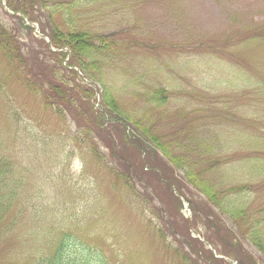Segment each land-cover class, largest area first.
<instances>
[{"label":"rangeland","instance_id":"obj_1","mask_svg":"<svg viewBox=\"0 0 264 264\" xmlns=\"http://www.w3.org/2000/svg\"><path fill=\"white\" fill-rule=\"evenodd\" d=\"M76 1L81 6L87 0ZM87 4V13L75 12L76 25L118 45L102 79L130 120V131L158 137L173 159L184 161L185 170L179 171L161 153L152 157L154 166L172 168L182 196L169 186L177 199L170 198L166 183L144 169L146 155L125 142L121 127L107 125L103 135L72 115L60 120L0 57V84L9 98L0 94V157L15 165L16 177L24 182L22 193L34 209L29 224L0 242V264H35L53 248L32 244L48 229H54L52 243L66 229L110 264H208L212 256L215 264H250L230 258L223 247L237 237L235 254L243 249L254 264H264V255L219 209L211 208L220 222L208 224L203 217L207 198L192 184L210 181L230 200L244 202L252 219L239 221L238 228L256 227L264 239V0ZM0 21L18 33L15 42L30 65L51 62L39 26L25 29L4 0ZM80 77L83 87L96 91L90 99L94 107L104 85ZM108 132L121 160L107 148ZM195 211L199 217L193 221ZM189 235L200 238L194 245L200 258L183 243Z\"/></svg>","mask_w":264,"mask_h":264},{"label":"trees","instance_id":"obj_2","mask_svg":"<svg viewBox=\"0 0 264 264\" xmlns=\"http://www.w3.org/2000/svg\"><path fill=\"white\" fill-rule=\"evenodd\" d=\"M87 1L79 6V1L76 0H6V7L14 13V16L22 22V25H24V19H27L30 23H36L39 26L40 34L50 40V45L45 41L43 42L46 45L48 58L51 62L43 59L38 66L36 63L30 65L23 48L15 42V35L18 33L5 27L1 21L0 57L9 65L12 76L15 73L18 82L30 94L40 98L44 107L60 120L66 121L72 115L77 118L78 123L81 121L88 128H92L94 132L103 135H105V126L107 125L109 127H121L127 138L125 142H129V144L139 149L140 152H137L140 155L142 153L146 155H143L144 169L147 166L149 168L148 172L159 182H165L168 190L169 186L174 187L182 196V190L176 184L175 176L171 172L172 168L166 166L163 162L167 169L154 166L152 157L161 153L163 158L172 159L171 163L179 171L185 170L184 161L173 159L168 150L170 147H166L164 143L162 144L158 137L145 138L146 131H142L143 133L138 132L139 135L136 132L129 133L125 122H130V120L119 111L120 109L112 99L110 91L102 79V70L113 63L118 45L110 37L99 35L89 27L88 29L83 25H76L74 14L76 11L87 13L89 11ZM24 28L32 30L25 26ZM52 48L55 52L52 51ZM76 69L79 70L85 80L97 85L101 83L104 85V89L101 91L100 108H96V104L94 105L97 111L94 110L93 103H90V99H94L96 91L93 87H83L84 80L81 79ZM0 94L8 101L7 93L1 84ZM8 103L10 104V102ZM89 107L91 111H89ZM11 118L14 123L17 122V113L14 112ZM109 120L112 121L111 124H109ZM108 138L111 145L107 144V148L111 150V156L114 158L115 153H118L117 157H120V153L117 152L110 139L109 132ZM93 147L92 144L91 148ZM119 159L121 160V157ZM188 167L195 169V166ZM167 172L172 175L170 174L169 177ZM131 173L134 175L132 171ZM134 177L136 176L134 175ZM192 182L193 186L207 198L208 206H203V217L208 221V224L213 226L214 220L220 222L211 208L219 209L221 214L225 215L233 225L235 224L234 228L238 230V233L245 239L247 236L253 247L264 255L262 232L256 227L245 229L246 231L239 229V221L247 223L248 220L252 219V217L247 218L246 212L243 210L244 202L230 200L228 194L219 192V186L210 184L212 183L210 181L203 180L199 182L197 180ZM23 186V179L16 177V167L10 161V158L0 157V242L18 229L20 225H27L31 222L34 209L29 206L28 200L25 199L22 193ZM235 189L236 187L230 188L231 191H235ZM170 192L169 190V194ZM170 198L177 199L172 192ZM197 213L194 212L193 221L199 217ZM191 224L188 221L189 227ZM52 232H54V229L43 230V239L37 234L29 236L28 243L31 244L32 238L37 235L32 240L33 246L38 244H44V247L53 245L52 250L48 254L40 256L35 264H110L102 253L94 247L82 243L66 229H62L60 238H56L52 243ZM227 232L233 235L232 231ZM215 234L218 233L215 232ZM188 237V239H183L184 245L189 248L193 255L200 258L198 252L194 249V245L199 241L193 239L190 235ZM237 240L238 237L234 242L223 245L228 256L237 261H247L254 264L249 254L243 249H240L238 255L235 254L237 247L240 246ZM219 260L224 261V259ZM215 261L212 256L207 262L208 264H215Z\"/></svg>","mask_w":264,"mask_h":264}]
</instances>
